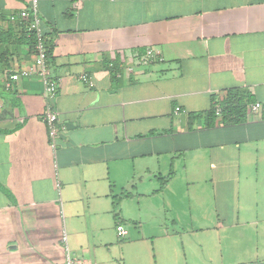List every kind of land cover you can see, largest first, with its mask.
<instances>
[{"label": "crops", "instance_id": "obj_1", "mask_svg": "<svg viewBox=\"0 0 264 264\" xmlns=\"http://www.w3.org/2000/svg\"><path fill=\"white\" fill-rule=\"evenodd\" d=\"M28 5L0 0V264H63V229L90 264H264V0H38L55 149L40 79L9 80L34 59ZM146 49L163 60L138 64ZM229 88L262 107L233 125L188 117ZM122 192L135 205H115Z\"/></svg>", "mask_w": 264, "mask_h": 264}, {"label": "built area", "instance_id": "obj_2", "mask_svg": "<svg viewBox=\"0 0 264 264\" xmlns=\"http://www.w3.org/2000/svg\"><path fill=\"white\" fill-rule=\"evenodd\" d=\"M37 5L38 0H29V5L27 8L22 9L18 13V19L20 22L25 24L26 30L34 34L35 41L33 45L34 59L33 62L26 67L9 74V80H15L18 77L28 78L36 75L42 83V96L44 98V109L42 112V119L46 125L47 136L50 146L55 149L56 141L60 133L65 131V127L58 124L57 113L53 106V99L56 96L57 83L52 79V74L48 64L46 62V48H45V37L41 25V21L37 16ZM153 60H163L161 56H158L153 50L146 49L144 54L139 57L137 63L140 65L147 64ZM128 69H131L128 66ZM80 80L87 84L88 87L93 86V82L89 76L85 73L80 75ZM6 86H9V81H7ZM262 107L260 102H254L250 105L251 112H257ZM182 109L179 106L174 108V112H181ZM219 108L216 109V114H218ZM118 236H122L126 233L121 225L116 227ZM61 243L65 251L63 264H90L84 259L76 258L69 249L68 237L66 230L63 229L61 234Z\"/></svg>", "mask_w": 264, "mask_h": 264}, {"label": "trees", "instance_id": "obj_3", "mask_svg": "<svg viewBox=\"0 0 264 264\" xmlns=\"http://www.w3.org/2000/svg\"><path fill=\"white\" fill-rule=\"evenodd\" d=\"M3 34L4 33L0 32V35ZM22 36L28 37L29 39L28 43L33 48L35 41L34 34L30 31H26L25 33H22ZM44 43L47 54L46 62L49 63L51 48L46 38L44 40ZM105 66L113 72L116 71L118 67L117 62L108 61V60L105 61ZM52 79L56 81V78L53 75H52ZM254 101L255 99L249 90L244 88H229L226 90L221 100H216V98L213 97L212 104L205 113H198V114L189 113L188 117L190 119H193L195 117L205 116L206 126L208 127L212 126L215 120L217 119L223 125L239 124L246 121L248 114L250 112L249 111L250 105L254 103ZM217 108H219L218 114H216ZM128 196H130V193L122 192L119 196L116 197L113 196V201L115 205H118L122 197H128Z\"/></svg>", "mask_w": 264, "mask_h": 264}, {"label": "rangeland", "instance_id": "obj_4", "mask_svg": "<svg viewBox=\"0 0 264 264\" xmlns=\"http://www.w3.org/2000/svg\"><path fill=\"white\" fill-rule=\"evenodd\" d=\"M117 192H119V191H117ZM133 197H135L134 200H130ZM132 198H130L129 196L127 198L126 197H123V199H122L124 201L123 203H132L133 205H135L134 203L137 202V199L138 198H136V195L134 193H133ZM122 200L119 202V207L121 205ZM145 201H150V200L140 201V203L142 204ZM153 201H155V203H158L159 202L158 200H153ZM123 211L125 212L126 209L124 208ZM129 227H130L129 225L128 226H125V228L128 229V230H130V231L134 230L133 227H131V228H129ZM146 228H147V226H146ZM183 228H186V227L183 226ZM236 230L237 229H235L234 232H232V234H239V233H241V237L243 239V241L241 243V247L242 248L245 247L246 249L252 251V249H254L257 245H260L261 244V242H257L256 241V240H258L259 237L257 236V233H255L254 227H251V226L250 227L249 226H242L237 231ZM185 251L188 254V251H189L188 246L185 247ZM251 255H253V254L251 253ZM244 258H245V256L244 257H241L242 260ZM246 258H251V257H250V255H247ZM245 260H247V259H245Z\"/></svg>", "mask_w": 264, "mask_h": 264}]
</instances>
